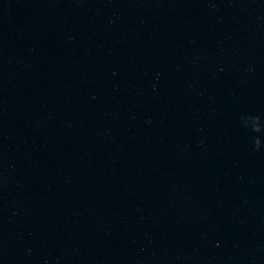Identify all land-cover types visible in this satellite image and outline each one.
<instances>
[{
    "label": "clouds",
    "instance_id": "1",
    "mask_svg": "<svg viewBox=\"0 0 264 264\" xmlns=\"http://www.w3.org/2000/svg\"><path fill=\"white\" fill-rule=\"evenodd\" d=\"M255 143H256L257 146H259V144H260V139H259L258 137L256 138Z\"/></svg>",
    "mask_w": 264,
    "mask_h": 264
}]
</instances>
